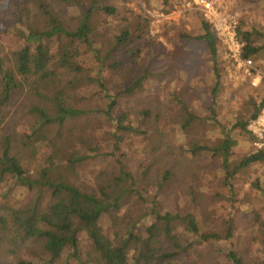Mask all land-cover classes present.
<instances>
[{"label":"trees","instance_id":"16d2710c","mask_svg":"<svg viewBox=\"0 0 264 264\" xmlns=\"http://www.w3.org/2000/svg\"><path fill=\"white\" fill-rule=\"evenodd\" d=\"M3 1L0 36L10 47L0 49V264H251L233 219L205 230L196 191L207 171L200 163L209 160L220 171L229 199L235 176L264 164V147L232 159L240 139L257 142L247 127L264 90L247 119L225 127L213 110L201 119L173 94L179 107L168 118L156 100L139 97L153 76L142 61L147 20L121 18L114 0ZM160 2L168 7L170 0ZM200 30L191 40L210 57L214 99L218 40L206 21ZM253 35L238 26L243 57L258 61L264 46H254ZM173 120L177 142L166 129ZM210 126L220 132L214 146L204 140ZM91 164L83 183L80 170ZM251 188L264 198L258 179ZM186 192L181 209L179 194ZM251 229L249 239L259 235L264 243V221L253 220ZM220 241L229 249L211 252Z\"/></svg>","mask_w":264,"mask_h":264},{"label":"rangeland","instance_id":"374dc122","mask_svg":"<svg viewBox=\"0 0 264 264\" xmlns=\"http://www.w3.org/2000/svg\"><path fill=\"white\" fill-rule=\"evenodd\" d=\"M7 3V1L1 2L0 8H4ZM160 3V0H114L121 18L133 16L136 17V22L147 20L148 32L141 47L142 61L153 76L144 82V89L139 94L140 100H156L161 105L163 114L173 119L179 106L170 94L175 95L193 115L201 119L209 118L210 109L213 110L218 124L224 127L237 118L247 119L263 97L264 51L258 61L250 59L254 70L252 74L246 76L226 63L218 43L221 83L219 92L213 99L211 92L214 87V76L210 57L200 41L191 40L201 33L200 21L203 18L200 11L194 6L193 0H170L168 7H163ZM217 3L227 13L237 17L238 26L243 23L244 29L254 31L252 37L254 46H264V0H217ZM98 27L101 33L105 32L103 26ZM9 47L10 44L6 39H1L0 36V49L6 51ZM256 77L258 84L253 86L252 80ZM131 82L132 78L125 81L127 85ZM135 100L138 99L133 98L128 102L125 99L124 102L130 107ZM17 105L19 102L11 104L9 108L13 116ZM14 120L18 126L20 122ZM176 122L173 120L166 129L170 133V138L175 135L177 142L180 140ZM17 129L21 130L22 127L19 126ZM219 137V129L210 126L204 135V140L210 146H214ZM254 147L258 149L256 143L251 144L245 139H240L232 159L242 157ZM126 149L132 151V146H127ZM133 151L135 158L142 157L140 150ZM210 162L208 160L206 163H200L207 171L200 174L198 181L196 194L201 196V201L196 206V214L205 217L202 224L206 231L219 229L221 220L233 219L234 233L236 237L238 236V247L242 250L247 249L246 259L251 264H264V243L261 242L260 236L257 235L256 241L249 239L256 232L251 229L253 220L264 221V198L251 188V183L257 179L264 187V164L253 166L237 174L232 180L233 198L229 199L228 189L219 184L220 171ZM93 168L91 164L88 168L80 170L82 174L79 180L83 183L90 182V171ZM180 189L178 186L176 191H172V195L175 192L180 193ZM179 198L181 209H184L189 200L187 192L184 195L179 194ZM80 242V251L85 253L88 244L82 238ZM232 242L236 243L235 238ZM228 249L229 243L220 241L217 245H212L209 250L211 252L222 250L221 254H224Z\"/></svg>","mask_w":264,"mask_h":264},{"label":"built area","instance_id":"2783aa9c","mask_svg":"<svg viewBox=\"0 0 264 264\" xmlns=\"http://www.w3.org/2000/svg\"><path fill=\"white\" fill-rule=\"evenodd\" d=\"M193 2L203 20L214 31L226 63L246 76L252 74L254 70L252 61L243 57V44L238 36L237 17L227 13L217 0H193ZM257 84L256 77L252 80V85ZM247 129L256 138V146L264 147V98L259 113L249 123Z\"/></svg>","mask_w":264,"mask_h":264}]
</instances>
